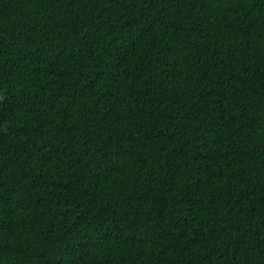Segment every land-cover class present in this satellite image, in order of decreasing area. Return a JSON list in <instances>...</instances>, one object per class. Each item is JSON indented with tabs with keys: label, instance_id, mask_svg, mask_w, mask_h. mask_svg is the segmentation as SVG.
<instances>
[{
	"label": "trees",
	"instance_id": "trees-1",
	"mask_svg": "<svg viewBox=\"0 0 264 264\" xmlns=\"http://www.w3.org/2000/svg\"><path fill=\"white\" fill-rule=\"evenodd\" d=\"M0 264H264V0H0Z\"/></svg>",
	"mask_w": 264,
	"mask_h": 264
}]
</instances>
